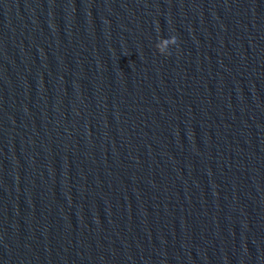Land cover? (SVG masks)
<instances>
[{"label":"water","instance_id":"obj_1","mask_svg":"<svg viewBox=\"0 0 264 264\" xmlns=\"http://www.w3.org/2000/svg\"><path fill=\"white\" fill-rule=\"evenodd\" d=\"M0 264H264V0H0Z\"/></svg>","mask_w":264,"mask_h":264},{"label":"clouds","instance_id":"obj_2","mask_svg":"<svg viewBox=\"0 0 264 264\" xmlns=\"http://www.w3.org/2000/svg\"><path fill=\"white\" fill-rule=\"evenodd\" d=\"M169 42L172 44V45H177V37L175 35H169ZM178 46V45H177ZM157 51L159 52V49H157ZM160 53V52H159ZM169 51L164 53L163 55L167 56L169 55Z\"/></svg>","mask_w":264,"mask_h":264}]
</instances>
